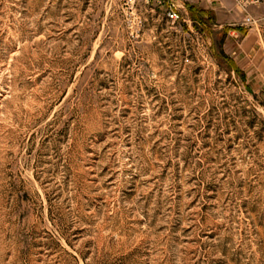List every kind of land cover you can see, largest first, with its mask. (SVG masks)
I'll return each mask as SVG.
<instances>
[{"label":"rangeland","instance_id":"374dc122","mask_svg":"<svg viewBox=\"0 0 264 264\" xmlns=\"http://www.w3.org/2000/svg\"><path fill=\"white\" fill-rule=\"evenodd\" d=\"M186 10L0 0V264H264V71Z\"/></svg>","mask_w":264,"mask_h":264},{"label":"crops","instance_id":"0c3cea01","mask_svg":"<svg viewBox=\"0 0 264 264\" xmlns=\"http://www.w3.org/2000/svg\"><path fill=\"white\" fill-rule=\"evenodd\" d=\"M178 2L185 10L192 7L194 11L199 9L214 12L216 18L223 20L222 24L230 27L228 40L230 43L225 45L230 58L248 74L264 71V58L261 57L264 49L263 34L255 25L245 23L247 16L254 19L264 18V1L178 0Z\"/></svg>","mask_w":264,"mask_h":264},{"label":"built area","instance_id":"2783aa9c","mask_svg":"<svg viewBox=\"0 0 264 264\" xmlns=\"http://www.w3.org/2000/svg\"><path fill=\"white\" fill-rule=\"evenodd\" d=\"M144 2H152L157 1L159 3H163L165 6V13L167 16V19L172 22L180 21L183 18L182 14V5L178 2V0H143ZM246 24H255L257 23V20L247 16L245 19Z\"/></svg>","mask_w":264,"mask_h":264},{"label":"trees","instance_id":"16d2710c","mask_svg":"<svg viewBox=\"0 0 264 264\" xmlns=\"http://www.w3.org/2000/svg\"><path fill=\"white\" fill-rule=\"evenodd\" d=\"M189 9H190V12H191L190 15H191V18H192V21L194 22V24H197V22H198L199 24H204L205 25L206 24L205 21H207V20H204L202 17L206 16L208 20L212 19V17H213L212 16L213 15L212 12H210V11L197 10L196 13H195V12H193V8L192 7H190ZM222 55L226 56L225 52H222Z\"/></svg>","mask_w":264,"mask_h":264}]
</instances>
